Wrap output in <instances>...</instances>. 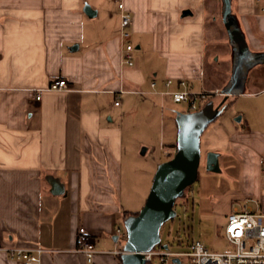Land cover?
Here are the masks:
<instances>
[{"label": "crops", "instance_id": "obj_1", "mask_svg": "<svg viewBox=\"0 0 264 264\" xmlns=\"http://www.w3.org/2000/svg\"><path fill=\"white\" fill-rule=\"evenodd\" d=\"M119 1L0 0V264H22L7 256L6 247L40 248V264H88L75 251L80 226L96 237L95 264H120L126 238L117 240L116 230L130 212L125 208L143 202L150 188L134 192V199V189L126 186L124 165L127 172L134 170L137 156L125 117L130 111L153 114L172 101L162 93L169 78L174 90L180 80L194 91L227 90L233 82L230 37L231 71L224 75L220 62L208 61L207 0H123L132 13L130 40L136 47L135 64L124 69L123 83L146 93H124L116 105ZM231 3L229 22L245 36L252 53L248 63L257 62L238 75L236 92L227 99L261 95L260 125L216 122L208 128L217 117L201 136V146L220 152V163L230 154L238 160L242 197L255 198V209L264 213V0ZM86 4L95 16L85 12ZM213 4L217 8L219 0ZM223 6L222 0V11ZM186 9L192 14L183 16ZM58 78L71 89L43 91L35 99L32 89ZM175 144L164 150H174ZM49 177L59 180L62 193L51 192ZM181 258L170 264H183Z\"/></svg>", "mask_w": 264, "mask_h": 264}, {"label": "rangeland", "instance_id": "obj_2", "mask_svg": "<svg viewBox=\"0 0 264 264\" xmlns=\"http://www.w3.org/2000/svg\"><path fill=\"white\" fill-rule=\"evenodd\" d=\"M214 0H207L206 19V44L209 64L218 63L219 71L225 75L226 70L231 71L232 67V47L229 42L224 16L222 11V0H219L217 8L213 4ZM225 63H223V60ZM260 70V69H258ZM257 70V71H258ZM220 74V81L222 80ZM254 74V73H252ZM261 82L257 83V86ZM224 96L218 95L213 98L216 104L222 102ZM261 95L257 96H231L224 105L223 112L214 123L219 122L227 127L248 128V124H253L258 128V106ZM174 111H189L186 103L167 102L163 108L160 106L152 112L145 110L141 114L129 112L125 117L126 128L129 131V143L131 149L137 156L134 170L127 172L124 165L126 186L133 188L132 198H136L134 192L140 194L153 182L154 175L159 166L158 161H166L164 149L169 147L170 142H177L178 127ZM241 117V120H238ZM251 118V119H250ZM250 120L247 122L246 120ZM204 137V132L201 135ZM146 148V152L142 150ZM176 151V148L174 147ZM209 150L205 145L201 146L202 161L199 167V178L186 189L184 196L177 199L174 209L176 216L166 221L161 228V244L168 245L172 251H188L189 245L194 240L202 241L209 249L217 252L233 251L235 246L225 236V225L227 215L230 212L232 199H240L238 202H249L256 208V201L243 198L241 176L238 168V160L230 154L226 160H222L221 172H212L206 168V155ZM162 161V162H163ZM227 162L231 166H227ZM138 169V170H137ZM149 171V176L144 174ZM153 170V173H151ZM145 188V190H144ZM148 192V194H149ZM147 194V197H148ZM143 202L131 204L128 209L131 213L139 212L144 206ZM260 211V209H259ZM122 228L124 222H122ZM125 242V241H124ZM183 264H190L187 257L181 258ZM173 263V259H171ZM147 264H159V259L155 257Z\"/></svg>", "mask_w": 264, "mask_h": 264}, {"label": "water", "instance_id": "obj_3", "mask_svg": "<svg viewBox=\"0 0 264 264\" xmlns=\"http://www.w3.org/2000/svg\"><path fill=\"white\" fill-rule=\"evenodd\" d=\"M223 2V16L235 50L232 86L223 90L227 95L218 104L210 100L200 110L176 111L178 133L175 154L159 164L142 209L137 214H131L124 219L127 238L121 253L122 264H147L144 252L161 244V228L166 221L176 216L174 206L177 199L183 196L185 190L198 179L202 161L201 135L208 125L223 112L227 97L236 92L233 86L238 75L240 76L244 69H250L257 62L248 63L252 53L245 36L239 28L232 26L229 22L232 11L231 0H223ZM84 10L91 17L97 14L90 4H86ZM189 14H192L190 9L184 10L183 16ZM243 88L244 82L242 81L239 91ZM238 120H241V117H238ZM146 150L144 148L142 153ZM220 155L217 151L207 153V170L221 172ZM49 182L53 194L63 192V185L57 178L49 177ZM164 248L169 247L165 245ZM173 261L179 262L178 258H174Z\"/></svg>", "mask_w": 264, "mask_h": 264}, {"label": "built area", "instance_id": "obj_4", "mask_svg": "<svg viewBox=\"0 0 264 264\" xmlns=\"http://www.w3.org/2000/svg\"><path fill=\"white\" fill-rule=\"evenodd\" d=\"M120 10V65H121V85L118 89L112 90L115 104L119 105L122 94L135 92L145 94L143 90H128L123 83V71L127 67L135 64V45L131 42V25L133 22L132 13L126 8L123 0L118 3ZM168 89L164 94H168L174 103H186L189 111H196L202 108L215 96H226L227 93L219 88L204 91H194L187 88L185 80H180L179 89H171L174 80L169 78L166 81ZM156 82L151 86L155 88ZM68 82L63 78L52 80L44 88H34L35 99L39 100L43 91L50 90H70ZM175 150H164V155L170 159L174 156ZM264 171V158L261 161ZM254 201L253 199H250ZM225 236L235 246L233 251L217 252L209 249L202 241L194 240L189 245L188 251H172L169 248L154 247L152 250L144 252L145 260L152 261L155 257L159 259V264H170L171 259L187 257L193 264H264V213L256 210L249 202L239 203L234 201L231 210L227 215L225 225ZM127 238L125 229L119 227L116 230V239ZM77 246L75 251L84 254L88 264H95V235L85 226H80L77 230ZM7 256L13 260H19L22 264H40L42 249H26L20 247H6L3 249Z\"/></svg>", "mask_w": 264, "mask_h": 264}, {"label": "trees", "instance_id": "obj_5", "mask_svg": "<svg viewBox=\"0 0 264 264\" xmlns=\"http://www.w3.org/2000/svg\"><path fill=\"white\" fill-rule=\"evenodd\" d=\"M228 32V31H227ZM229 34V33H228ZM175 148H176V144H175ZM198 178H199V175H198ZM189 189V187L187 188V190ZM186 191V190H185ZM186 193V192H185ZM185 193L183 194V196L185 195ZM138 212H136V213H131V212H127L126 213V218L128 217V216H130L131 214H137ZM158 247H162L163 245L162 244H159V245H157ZM119 258H120V264H122V262H121V254L119 255Z\"/></svg>", "mask_w": 264, "mask_h": 264}, {"label": "flooded vegetation", "instance_id": "obj_6", "mask_svg": "<svg viewBox=\"0 0 264 264\" xmlns=\"http://www.w3.org/2000/svg\"><path fill=\"white\" fill-rule=\"evenodd\" d=\"M200 109H201V108H200ZM200 109H199V110H200Z\"/></svg>", "mask_w": 264, "mask_h": 264}]
</instances>
